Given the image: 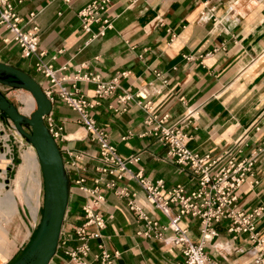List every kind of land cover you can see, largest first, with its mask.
I'll return each instance as SVG.
<instances>
[{"label": "crops", "instance_id": "crops-1", "mask_svg": "<svg viewBox=\"0 0 264 264\" xmlns=\"http://www.w3.org/2000/svg\"><path fill=\"white\" fill-rule=\"evenodd\" d=\"M91 1L24 0L15 3V11L23 29H30L34 22L38 25L42 60L52 66L60 85L68 91L92 99L95 83L75 76L91 73L106 82L117 78L115 91L92 109L118 155L138 157L126 164L127 171L114 188L105 187L109 177L95 170L100 163L98 145L77 122V113L58 96L59 85L52 87L35 69V57H21L12 33L2 26L0 62L28 73L43 90L52 87L49 114L65 137L56 141L62 158L67 161L66 150L72 156L81 155L76 165H64L69 193L60 239L76 238L75 228L84 222L82 206L92 202L91 195L73 184L78 176H84L86 185L97 187L103 195L94 208L105 221L102 229L88 228L99 236L89 240L91 252L84 264H99L96 257L102 249L118 253L115 264H171L182 258L170 240L172 232L167 229L160 239L138 234L145 230V222L129 209L126 196L116 194L117 189L127 188L134 193V203L165 225L167 217L147 201L135 175L151 182L162 179L168 187L184 185L189 189L196 182L188 168L169 160L167 145L150 133L153 124L146 123L149 113L144 105L150 102L151 112L167 115L165 125L181 127L191 151L208 153L211 160L219 158L213 170L232 158L239 162L249 157L264 139V0H111L107 14L112 27L103 35L97 34V24L82 28L78 12ZM30 12L35 13L34 22L28 20ZM154 71L167 82L163 84ZM125 92L131 99L119 102L118 96ZM139 92L145 98L137 97ZM33 154L30 149L20 154L21 163L9 189L3 188L6 184L0 171V264H7L29 240L19 249L21 244L8 238V224L17 213L16 198L34 221L37 218L41 186L35 200H29L24 191L31 181L30 171L33 179ZM0 161L5 162L1 157ZM262 203L264 152L238 189L235 202L243 209ZM179 224L192 241L200 240L197 219L183 217ZM214 227L218 235L206 245L211 258L219 264L253 263L259 249L246 234L233 237L224 224ZM256 230L264 234V214ZM49 264L72 263L57 252Z\"/></svg>", "mask_w": 264, "mask_h": 264}, {"label": "built area", "instance_id": "built-area-1", "mask_svg": "<svg viewBox=\"0 0 264 264\" xmlns=\"http://www.w3.org/2000/svg\"><path fill=\"white\" fill-rule=\"evenodd\" d=\"M22 1L24 0H0V26L12 33L14 41L20 48L21 57H35V69L48 79L52 87L59 85L58 96L77 113V122L97 143L100 163L95 167V170L109 177V180H105V187L112 189L116 180L120 179L127 171L126 164L138 160L136 155L128 158L120 157L115 145L110 142L107 131L97 123L92 115V109L99 104V101L115 91L118 86L117 78L106 82L100 80L98 75L91 73L75 76V79L95 83L92 99H87L77 91L70 92L61 86L60 79L56 76L52 66L43 62L44 52L38 50L40 39L39 27L33 21L35 13L30 12L28 14V20L34 22L30 29H23L20 26V17L15 11V3ZM110 2L111 0H92L80 9L78 15L81 19L82 28L87 29L90 25L97 24L98 35H103L107 28H111L112 22L107 14ZM154 72L156 76H161L159 71ZM161 79L163 84L167 82L164 76H161ZM52 87L43 90L51 102L53 100ZM136 96L145 98L140 92ZM129 99H131V95L126 92L118 96L119 102ZM144 108L149 113L146 123L153 124L150 133L167 145L169 160L188 168L196 182L189 189H186L184 185L168 187L162 179L151 182L139 173L135 175L147 201L155 205L167 217L168 221L165 225H160L157 220L147 215L141 206L134 203V193H129L127 188L117 189L116 194L126 196L129 209L145 222V230L139 231L138 234L147 238L154 236L160 239L163 238L164 231L169 229L172 232L170 240L179 248L182 257L180 261H173L171 264H219L218 261L208 255L205 249L206 245L218 235L214 227L215 224L223 223L226 232L231 236L247 235L248 240L259 249L258 255L251 264H262L264 261V234H259L256 226L257 221L264 214V203L251 209H243L237 207L235 202L237 201L238 189L246 181L247 175H252L253 165L260 153L264 152V139L260 147L253 150L249 157L243 158L239 162H235L232 158L219 169L213 170L219 158L211 160L208 153L203 155L194 153L187 146L188 138L182 132L181 127L165 125L167 115L158 116L151 112L150 102H147ZM43 121L55 141L64 140L62 127L55 123L50 114L44 116ZM125 138L123 137V139ZM3 143L0 136V153L4 151ZM65 152L68 153V159L67 161L63 160L64 165L68 163L74 166L81 161L80 154L72 156L69 151L66 150ZM73 184L80 191L91 195L92 202L82 206L84 222L80 226H76V238L70 240L59 237L56 253L61 252L67 256L69 263L84 264V259L91 252L89 240L99 236L98 232L90 231L88 228L94 225L96 228L102 229L105 224L104 217L94 208L103 200V195L97 187L89 188L84 176H78ZM173 208L175 211L172 210ZM183 217L199 221L200 240L198 242L192 241L187 229L179 224ZM98 247L101 248L100 245ZM117 254V252L110 253L102 249L96 259L99 264H115Z\"/></svg>", "mask_w": 264, "mask_h": 264}, {"label": "water", "instance_id": "water-1", "mask_svg": "<svg viewBox=\"0 0 264 264\" xmlns=\"http://www.w3.org/2000/svg\"><path fill=\"white\" fill-rule=\"evenodd\" d=\"M0 84L26 90L35 100L36 109L29 117L19 112L0 90V114L11 120L15 130L35 148L43 176L42 212L37 230L24 252L10 264H49L56 253L69 193L61 151L43 121L51 112L52 104L33 77L1 62Z\"/></svg>", "mask_w": 264, "mask_h": 264}, {"label": "rangeland", "instance_id": "rangeland-1", "mask_svg": "<svg viewBox=\"0 0 264 264\" xmlns=\"http://www.w3.org/2000/svg\"><path fill=\"white\" fill-rule=\"evenodd\" d=\"M0 90L9 98L11 102L15 104L18 108L19 112L24 115L29 116L31 112L35 110V101L31 94L23 89H12L8 86L0 84ZM52 110V109H51ZM26 130V129H25ZM8 135V152L1 154V160L4 159V163L0 161V166H3V170L0 167V171H3L4 179L1 178V181L6 185L3 187L4 189H9L12 186V180L15 176L16 170L21 163L20 154H23L25 151L29 150L30 143L26 141L13 127V123L7 117L2 118L0 114V136ZM4 147V151H5ZM2 149V148H1ZM2 151V150H1ZM3 151V152H4ZM2 152V153H3ZM35 155V154H33ZM34 157V161L32 163L33 169V179L32 173L30 171L28 175V180L30 181L26 188L24 187V191L27 193L29 200L32 198L35 200L36 194L40 189V202L39 209L37 213V218L34 221L32 214L27 210L24 203L19 199L17 200V213L8 224V238L10 240H14L15 243L21 244L19 249H21L27 240L29 239L32 230L35 228V225L38 224L40 218V208L43 202V178L40 170V166L37 160V157ZM223 224V223H222ZM205 251H207L205 249Z\"/></svg>", "mask_w": 264, "mask_h": 264}, {"label": "bare ground", "instance_id": "bare-ground-1", "mask_svg": "<svg viewBox=\"0 0 264 264\" xmlns=\"http://www.w3.org/2000/svg\"><path fill=\"white\" fill-rule=\"evenodd\" d=\"M28 92V91H27ZM30 93V92H29ZM31 94V93H30ZM31 96H32V94H31ZM33 97V96H32ZM34 99V98H33ZM35 101V100H34ZM35 106H36V103H35ZM35 109H36V107H35ZM29 117H30V115H29ZM13 123V122H12ZM13 127L15 128V124L13 123ZM31 129H32V127H31ZM2 139H3V144H4V146L6 147L5 148V152H3V153H1V154H4V153H6V152H8V142H9V138H8V135H3V137H2ZM29 149L35 154V157H37V154H36V150H35V148H33L32 146H30L29 145ZM0 154V155H1ZM37 160H38V163H39V166H40V170H41V164H40V162H39V158L37 157ZM42 173V172H41ZM42 178H43V176H42Z\"/></svg>", "mask_w": 264, "mask_h": 264}, {"label": "trees", "instance_id": "trees-1", "mask_svg": "<svg viewBox=\"0 0 264 264\" xmlns=\"http://www.w3.org/2000/svg\"><path fill=\"white\" fill-rule=\"evenodd\" d=\"M2 118H5V117H3V116H1ZM41 212H42V206H41V208H40V215H41ZM37 227H38V224L35 226V228L33 229V231H32V233H31V235H30V237H29V240H28V242L26 243V245L23 247V249L15 256V257H13L7 264H10V263H12V262H14L23 252H24V250L27 248V246L29 245V243H30V241L32 240V238H33V236H34V234H35V232H36V230H37Z\"/></svg>", "mask_w": 264, "mask_h": 264}]
</instances>
